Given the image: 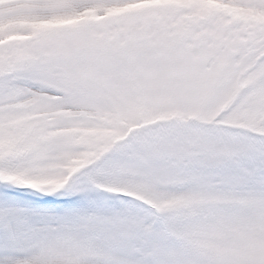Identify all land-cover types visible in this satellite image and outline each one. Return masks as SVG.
I'll list each match as a JSON object with an SVG mask.
<instances>
[{
	"label": "snow or ice",
	"instance_id": "1",
	"mask_svg": "<svg viewBox=\"0 0 264 264\" xmlns=\"http://www.w3.org/2000/svg\"><path fill=\"white\" fill-rule=\"evenodd\" d=\"M0 264H264V0H0Z\"/></svg>",
	"mask_w": 264,
	"mask_h": 264
}]
</instances>
